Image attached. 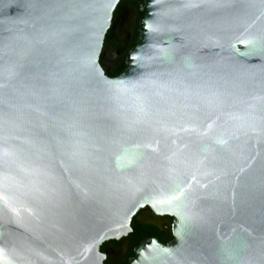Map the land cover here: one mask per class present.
<instances>
[{
    "label": "water",
    "instance_id": "95a60500",
    "mask_svg": "<svg viewBox=\"0 0 264 264\" xmlns=\"http://www.w3.org/2000/svg\"><path fill=\"white\" fill-rule=\"evenodd\" d=\"M121 1L0 0V264H105L146 208L129 264H264V0H143L111 78Z\"/></svg>",
    "mask_w": 264,
    "mask_h": 264
},
{
    "label": "flooded vegetation",
    "instance_id": "af4514ba",
    "mask_svg": "<svg viewBox=\"0 0 264 264\" xmlns=\"http://www.w3.org/2000/svg\"><path fill=\"white\" fill-rule=\"evenodd\" d=\"M140 5L141 4L137 5L131 0L125 2L121 1L118 5L112 19L111 28L106 35L104 48L100 59L104 70H109L121 59H123L124 62V58L128 52L134 48L132 45L134 42L135 44L137 42V38L139 36V21L142 19L140 18L139 13ZM107 39L109 40L108 43ZM135 223L138 225L136 226V229L141 233L147 232L150 228H155L157 231L165 234L167 239H170L172 235L173 219L169 217H157L148 208L141 210L134 218L132 222L133 233L135 231L133 224ZM128 237L119 241V247L121 251L120 254H125L130 246V240ZM173 240L174 238L169 240L166 245L171 243ZM118 252L119 251L114 246H110L103 253L107 254L108 259L109 257L119 255Z\"/></svg>",
    "mask_w": 264,
    "mask_h": 264
},
{
    "label": "trees",
    "instance_id": "16d2710c",
    "mask_svg": "<svg viewBox=\"0 0 264 264\" xmlns=\"http://www.w3.org/2000/svg\"><path fill=\"white\" fill-rule=\"evenodd\" d=\"M128 0H122V2H125ZM134 3H136L137 5L142 4L143 0H131ZM140 18H142V15L140 14ZM108 39H107V43H108ZM136 44L135 42L133 43L132 47H135ZM125 70V66H124V62L123 59H121L117 64H115L113 67H111L109 70H106V74L113 78L118 76V74L123 73V71ZM137 223L133 224V227L135 228V231L133 234H131L128 239L130 240V246L127 250V252L125 254H120V247H119V243L120 242H116V241H111L109 243H106L105 245H103V247L101 248V251L104 252L106 251L110 246H114L119 252V255L114 256V257H109L105 264H129V260L130 258L135 256V249L140 245V243L151 237V236H156L159 241L166 245L168 243L169 240L173 239L172 235L170 237V239H167L165 234L157 231L155 228H150L148 229L147 232L145 233H141L140 231H138L136 229Z\"/></svg>",
    "mask_w": 264,
    "mask_h": 264
},
{
    "label": "snow or ice",
    "instance_id": "6c2138e0",
    "mask_svg": "<svg viewBox=\"0 0 264 264\" xmlns=\"http://www.w3.org/2000/svg\"><path fill=\"white\" fill-rule=\"evenodd\" d=\"M151 27V26H149ZM116 87H119L118 85ZM173 199H178V197H173ZM164 201H160V203H163Z\"/></svg>",
    "mask_w": 264,
    "mask_h": 264
}]
</instances>
